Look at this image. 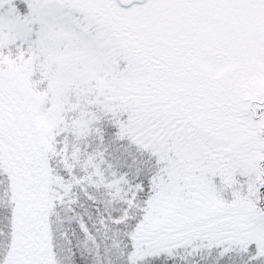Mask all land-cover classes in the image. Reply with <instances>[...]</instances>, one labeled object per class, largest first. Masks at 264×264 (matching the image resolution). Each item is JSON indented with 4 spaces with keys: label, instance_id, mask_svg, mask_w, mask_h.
I'll list each match as a JSON object with an SVG mask.
<instances>
[{
    "label": "snow or ice",
    "instance_id": "1",
    "mask_svg": "<svg viewBox=\"0 0 264 264\" xmlns=\"http://www.w3.org/2000/svg\"><path fill=\"white\" fill-rule=\"evenodd\" d=\"M0 264H264V0H0Z\"/></svg>",
    "mask_w": 264,
    "mask_h": 264
}]
</instances>
